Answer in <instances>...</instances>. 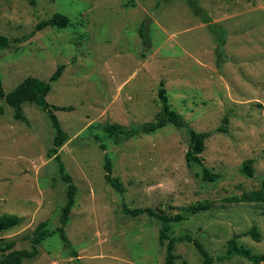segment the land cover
Segmentation results:
<instances>
[{"label":"rangeland","instance_id":"rangeland-1","mask_svg":"<svg viewBox=\"0 0 264 264\" xmlns=\"http://www.w3.org/2000/svg\"><path fill=\"white\" fill-rule=\"evenodd\" d=\"M57 12L68 16L66 27L34 31ZM0 34L24 39L0 48L5 93L27 76L47 80L64 65L46 101L57 107L68 134L58 153L77 188L65 233L78 264H165L160 222L126 214L124 206L183 214L169 234L193 236L212 264H264L239 254L219 258L233 236L252 254H264V203L224 201L264 179V0H0ZM160 81L171 107L193 129L209 133L200 155L216 180H202L200 166L186 164L183 128L168 123L119 144L94 129L105 121L138 126L154 120ZM21 108L25 120L0 100V215L21 218L0 239L28 249L23 235L46 221L51 233L21 264H77L56 231L66 183L47 155L53 129L38 106ZM221 125L225 132L217 130ZM105 155L122 193L104 179ZM250 158L247 176L240 168ZM199 201H209V208L192 212ZM252 225L259 241L248 234ZM174 253L176 264H203L191 241H176Z\"/></svg>","mask_w":264,"mask_h":264},{"label":"trees","instance_id":"trees-1","mask_svg":"<svg viewBox=\"0 0 264 264\" xmlns=\"http://www.w3.org/2000/svg\"><path fill=\"white\" fill-rule=\"evenodd\" d=\"M162 1V0H158ZM33 2V1H32ZM159 3V2H158ZM189 3V2H188ZM195 6V5H194ZM197 11V10H196ZM198 13V11H197ZM211 22L208 18L205 23ZM69 24L68 16L62 13H55L51 17L43 19L37 22L34 26V31H39L47 26L55 28H63ZM143 25V24H142ZM147 25L141 26V38L145 36ZM22 38H9L5 35L0 34V48L6 47L9 42H21ZM64 69V65L60 64L56 67L55 71L50 75L47 80L39 79L33 76L25 77L15 88L9 92H4L2 88V80L0 77V100H4L5 103L12 106L14 109L13 116L16 119L25 120V116L22 113L21 105L25 102L33 103L34 105L41 108L53 129V139L52 146L47 150V155L53 157L58 165V173L66 183V198L63 206L60 210L59 221L60 225L57 226L56 231L59 233L60 239L63 246L68 249L70 255L74 257L75 262L78 264L79 258H77V252L71 247V243L68 240L65 233V226L69 221V213L75 204V194L76 185L73 183L71 176L65 171V165L61 160V156L58 153V148L68 139V134L61 128L59 120L54 113L57 109L55 105H52L46 101V95L51 89V82L57 80ZM157 98L160 103V110L156 117L152 121L144 122L138 126H126L118 122H102L96 124L94 129H101L113 143L119 144L129 138L136 137L139 134H149L155 132L157 129L161 128L165 124H172L177 128H183L188 133V148L185 152V162L188 166L196 164L200 166L199 176L205 181H214L219 175L218 173L211 172L202 163L201 153L205 148V139L209 135L208 132L196 131L184 120L182 115L174 110L169 102L167 91L164 87L163 81H160ZM70 107L62 106L60 109L68 110ZM227 122V118H223V123ZM218 131L225 132L224 126H220ZM102 146V145H101ZM104 148V147H103ZM252 163L253 159H246L240 168V172L247 176H252ZM104 179L111 185L117 192L122 193L124 187L117 177L112 175V163L108 155L104 156ZM224 201L230 203L238 202H257L264 203V179L262 180L260 186L256 189L250 191L241 192L239 195H231L224 198ZM209 201H199L196 205L191 207L192 212L197 210H204L209 208ZM123 212L131 216H137L140 214H147L150 217L156 218L160 222L159 228V243H165V264H176L175 260L179 257L178 254L174 253V246L176 241L188 240L191 241L196 249L198 250L203 264H212V256L205 249V247L199 243L193 236L188 234H182L177 237H173L169 234L171 229V223L179 222L185 219V216L181 213H175L173 215H166L161 212H157L149 207H135L129 208L127 206L123 207ZM21 218L16 214H2L0 215V231L7 230L17 225ZM51 232L46 228V221H41L37 224L32 233H25L23 235L24 239L30 240V248L14 249L15 240L4 241L0 239V264H21L24 259L34 258L38 254L37 245L41 243L46 236ZM255 241L260 240V234L255 225L248 230ZM225 254L220 256V259L230 257L234 254H239L247 258L253 263H259L264 260V254H252L249 248L240 245L236 242L235 236L231 237L227 244ZM185 262V261H184Z\"/></svg>","mask_w":264,"mask_h":264}]
</instances>
